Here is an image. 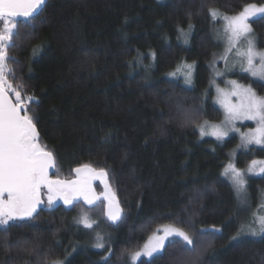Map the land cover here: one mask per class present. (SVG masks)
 <instances>
[{"label":"trees","instance_id":"1","mask_svg":"<svg viewBox=\"0 0 264 264\" xmlns=\"http://www.w3.org/2000/svg\"><path fill=\"white\" fill-rule=\"evenodd\" d=\"M252 3L264 0H46L37 18L19 20L6 75L35 98L29 114L55 156L54 177L103 168L123 212L112 223L104 199L69 210L45 203L31 219L0 225V264H264V235L241 232L263 202L264 174L248 177L241 194L224 175L239 135L218 142L199 129L223 118L212 63L224 46L210 10L236 15ZM250 23L264 50V18ZM184 64L190 82L172 76ZM228 76L264 94L248 73ZM255 159L264 146L238 149L233 161L244 169ZM83 213L100 218L104 248L96 225L78 222ZM168 225L193 245L171 238L132 263Z\"/></svg>","mask_w":264,"mask_h":264},{"label":"snow or ice","instance_id":"2","mask_svg":"<svg viewBox=\"0 0 264 264\" xmlns=\"http://www.w3.org/2000/svg\"><path fill=\"white\" fill-rule=\"evenodd\" d=\"M45 4L46 0H0V225L31 219L42 203L51 206L58 199H62L66 205H72L82 198L86 204L92 205L100 199L93 189V181L97 179L104 183L103 198L107 201V216L115 223L121 220L123 209L103 168L81 165L74 169L76 178L72 180L61 179L59 176L53 179L50 176V169L56 168V159L53 152L40 142V134L29 114L28 105L35 98L23 97L6 75L10 71L7 66L8 49L13 46V38L18 34L17 18L35 19ZM210 15L215 18L218 13L210 10ZM257 17L264 18V6L252 3L245 5L238 14L224 15L222 19L228 41L227 51L236 48L241 71L264 81V52L256 48L250 23V20ZM180 31L183 32V29ZM241 41L244 42L243 47H240ZM186 68V78L190 82L192 66L186 65ZM228 83L230 90L217 88L218 102L225 111L224 126L211 125L210 131L206 132L205 121L200 125L201 135H212L221 140L228 135L229 130L239 131L235 126L237 121H254L255 127L241 134V142L243 145H264V96L258 95L251 85L245 86L235 80ZM261 86L264 87V84ZM247 171L264 173V160H252ZM224 175L238 191L245 190V173L234 164L227 165ZM42 189L47 190L46 202L41 198ZM78 222L89 229L94 223L87 213H83ZM255 222L259 227L248 230L252 235H264V215L257 216ZM160 232L163 234L160 235ZM169 237H179L180 242L187 246L194 243L193 238L183 229L163 226L153 233L140 251L131 253L132 261L142 256L151 258L155 253H160ZM102 241L103 237L98 234L96 247L104 248ZM54 264L62 262L55 261Z\"/></svg>","mask_w":264,"mask_h":264},{"label":"rangeland","instance_id":"3","mask_svg":"<svg viewBox=\"0 0 264 264\" xmlns=\"http://www.w3.org/2000/svg\"><path fill=\"white\" fill-rule=\"evenodd\" d=\"M261 6H264V4L261 5ZM216 12L218 13V15H217V17L214 18V22L216 24L215 27L216 28L218 27V32H219V35H220V37H221V39L223 41V46L224 47H223V50L221 51V53L218 54L215 57L214 62L212 63V65H213L212 67L214 69V77H213V81H212L213 83H212V85H213V88H214V91H215V100H216L217 104L222 109L223 118L220 121H216V122L215 121L206 120L207 121L206 132L207 131H210L211 125L224 126L225 111H224V108L222 107V105L218 102L217 88L219 87V88H222V89H225V90H230V87L231 86L229 85L228 81H231V80H235L238 83L243 84L238 79L232 78L231 76H228L229 73H232L236 69H238L240 72H242L241 71V68H240V58L237 57V55H236V51H237L236 48H233L230 52L227 51V49H228V41H227V36H226V34L224 32V21L222 19V17L225 14H223L221 12H218V11H216ZM227 16H232V15H227ZM252 38H253V40L255 42V45H256L257 50L264 52V50H260L257 47L256 38H255L254 33L252 34ZM243 46H244V42L241 41L240 47H243ZM258 62L259 61L257 60V63ZM186 65H190V64H184V65H182L181 68L179 69L180 71L178 73H176L175 76H177V77H179V76L180 77H183V78L186 79V81H188V79L186 78L187 77V72H188V69L186 68ZM192 74H193V69L191 68V77H192ZM255 78L256 79H259L258 77H255ZM243 85H245V84H243ZM245 86H248V85H245ZM257 94L260 95V96H264V94H260L258 92H257ZM13 98H14V95H13ZM233 100H235V98H233ZM204 123H205V121L201 125H203ZM235 126H236L237 129H239V131L229 130L228 135L226 137H224L223 139H221V140H217L216 137L215 136H212V135H202V136L212 137V138L216 139L218 142L223 141L224 139H226L230 135H233V134L239 135L240 141H239V143H238L237 146L233 147L229 151V160L226 162L225 168L227 167V165L229 163L234 164L233 159H234V156L236 155V152H237L238 149L248 148V147H251V146H264V145H243L242 142H241V134L247 132L250 128H254L255 127V122L254 121H237ZM199 129H200V127H199ZM255 160H264V159H255ZM248 166L246 168H244V169L238 168L236 166L238 169H240L241 171H243L245 173V179H246V181H247V178L250 177V176H252V175H262V174H264V173H259L258 171L257 172H253V173H248V171H247ZM225 168H224V171H225ZM226 178H228V177L226 176ZM230 182H232V181L230 180ZM98 192H99V195H100V200L101 199H104L103 198V190H102V192L101 191H98ZM240 193L242 194L243 191H240ZM43 195L46 196V194H43ZM243 195H241V196H243ZM46 200H47V196L45 197V201ZM242 201H243V204H245V199L243 197H242ZM257 211H256L257 212L256 214H255V211H253L252 214L250 215V217L245 221V225L243 226V228H244V232L243 233H245L246 235H252L251 232L248 230L249 228L256 229V228L259 227L258 223H256L255 221H256L257 216L264 215V199H263V202L261 203L259 209H257ZM99 220H100V218L98 217V215H95V219L93 220L94 221L93 224L96 225V229H97V231L95 233V236H97L99 234L101 237H103V241L102 242L105 245L106 244V241H105L106 240V235H105V233L103 231H101L103 229H102V224L99 223L100 222ZM159 234L162 235L163 233L160 232ZM171 238H179V237H169V239H171ZM148 240L146 241V243L148 242ZM167 241H165V243ZM143 246H142V248H143ZM141 249H139L138 251H140ZM142 258H149V257L142 256L140 259H142ZM130 261L132 263H136L138 260L134 262V261H132L131 256H130Z\"/></svg>","mask_w":264,"mask_h":264},{"label":"water","instance_id":"4","mask_svg":"<svg viewBox=\"0 0 264 264\" xmlns=\"http://www.w3.org/2000/svg\"><path fill=\"white\" fill-rule=\"evenodd\" d=\"M18 20H24V18H17ZM54 170H55V168L54 169H50V172H49V174H50V176L53 178V179H55V178H57V177H53L54 176ZM74 178H70V179H67V180H72V179H75L76 178V174H75V172H74V176H73ZM107 180H108V177H107ZM95 184H99L101 187H102V189H103V193H104V191H105V188H104V183L101 181V180H99V179H97V180H95V181H93V189H94V192H95V194L97 195V196H99L100 197V195H99V192H98V190H97V188L95 187L96 185ZM46 190V189H45ZM45 194H46V196H47V190L45 191ZM46 196H44L43 195V193H41V198H42V200H44V198L46 197ZM116 199H117V197H116ZM100 200V199H99ZM99 200H96V202L94 203V204H92V205H88V204H86L85 202H84V200L82 199V198H80L79 199V201H82L85 205H87V206H89V207H93V206H95L97 203H98V201ZM118 200V199H117ZM45 201V200H44ZM77 202V201H76ZM44 204L45 203H42L39 207H38V209H37V211H36V213L44 206ZM54 205H56V206H64L65 208H67L68 210L69 209H71L72 207H73V205L74 204H72V205H66V204H64L63 203V200L62 199H58L55 203H54ZM119 205H120V203H119ZM120 207H121V205H120ZM121 209H122V207H121ZM107 211H108V208H107V201H106V205H105V216H106V218L108 219V216H107ZM109 220V219H108ZM110 221V220H109ZM110 222H112V221H110ZM113 223V222H112Z\"/></svg>","mask_w":264,"mask_h":264},{"label":"flooded vegetation","instance_id":"5","mask_svg":"<svg viewBox=\"0 0 264 264\" xmlns=\"http://www.w3.org/2000/svg\"><path fill=\"white\" fill-rule=\"evenodd\" d=\"M18 21H19V20H18ZM10 95H12V94L10 93ZM13 99H14V98H13ZM53 177H54V176H53ZM72 178H74V177H72ZM95 185H96L95 187H97L98 184H95ZM45 191H46L45 189H42V193H43V194H45ZM78 201H79V200H77V202H78Z\"/></svg>","mask_w":264,"mask_h":264}]
</instances>
